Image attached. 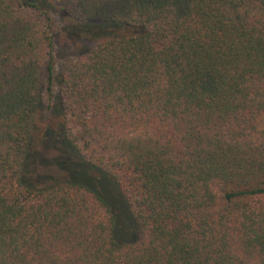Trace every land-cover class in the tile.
<instances>
[{"label": "trees", "instance_id": "16d2710c", "mask_svg": "<svg viewBox=\"0 0 264 264\" xmlns=\"http://www.w3.org/2000/svg\"><path fill=\"white\" fill-rule=\"evenodd\" d=\"M0 264H264V0H0Z\"/></svg>", "mask_w": 264, "mask_h": 264}, {"label": "rangeland", "instance_id": "374dc122", "mask_svg": "<svg viewBox=\"0 0 264 264\" xmlns=\"http://www.w3.org/2000/svg\"><path fill=\"white\" fill-rule=\"evenodd\" d=\"M42 1L44 5H53L56 3H66L73 0H37ZM54 22L56 23L54 32V55L59 59L62 57H70L85 52L96 44L95 39H89L84 37L81 31L75 27L73 21L67 17L54 16ZM59 117H51L47 113H42L39 121L36 123V129L33 133L34 147L39 151L38 139L44 131V127H54L57 122H60ZM51 154V153H49ZM52 176H58L53 168H45L43 171Z\"/></svg>", "mask_w": 264, "mask_h": 264}]
</instances>
